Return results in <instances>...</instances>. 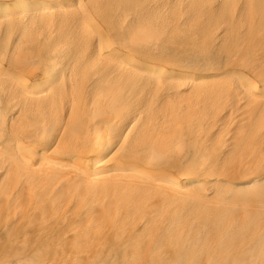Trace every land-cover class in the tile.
Masks as SVG:
<instances>
[{
    "label": "bare ground",
    "instance_id": "obj_1",
    "mask_svg": "<svg viewBox=\"0 0 264 264\" xmlns=\"http://www.w3.org/2000/svg\"><path fill=\"white\" fill-rule=\"evenodd\" d=\"M45 262L264 264V0H0V264Z\"/></svg>",
    "mask_w": 264,
    "mask_h": 264
},
{
    "label": "rangeland",
    "instance_id": "obj_2",
    "mask_svg": "<svg viewBox=\"0 0 264 264\" xmlns=\"http://www.w3.org/2000/svg\"><path fill=\"white\" fill-rule=\"evenodd\" d=\"M42 263H43V262H42ZM44 264H46V262H45Z\"/></svg>",
    "mask_w": 264,
    "mask_h": 264
}]
</instances>
